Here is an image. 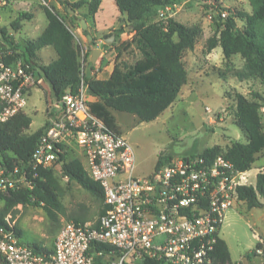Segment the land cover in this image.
<instances>
[{
	"label": "trees",
	"instance_id": "trees-1",
	"mask_svg": "<svg viewBox=\"0 0 264 264\" xmlns=\"http://www.w3.org/2000/svg\"><path fill=\"white\" fill-rule=\"evenodd\" d=\"M251 12L229 11L227 18H222L220 5H210L215 24L220 28L217 34L205 44V51L210 53L218 45L222 46L225 58L239 54L245 60L246 75L257 76L264 83V0H249ZM62 4L67 1L60 0ZM119 13L126 14V26L133 36L125 40L115 58L113 79H100L90 73L95 64L89 59L96 38L90 42V48L84 52L87 62L86 71L82 62L83 48L72 28L65 22V17L53 7L41 5L46 19V26L34 38H23L20 41L15 33L23 30L25 22H32L37 14L34 11H21L9 26L0 28V41L5 50L11 51L6 61L13 63L20 59L24 62L25 72L43 76L51 88L52 100L59 101L62 94L77 93L83 81L87 94L97 99L88 101L92 112L103 119L110 127L118 130L112 110L135 114L140 121L155 120L177 99L180 88L188 82V71L183 62L185 50H192L201 29L186 26L184 23L169 17L157 20L159 10L166 7H178L181 0H115ZM87 5L90 15H95L100 8L101 0H79L71 5L75 10ZM230 10V9H229ZM66 13L73 20L79 17ZM238 20L242 25H238ZM80 26V22H79ZM12 29V30H11ZM125 31V26L114 30ZM88 35L87 29L83 31ZM92 45V46H91ZM45 46H52L57 58L49 64L36 61V53ZM108 51V49H107ZM89 72V73H88ZM115 81L116 84L113 82ZM260 95L250 99L242 93L236 94V124L246 133L247 141L235 140L226 148L210 147L199 152L205 156H222L229 159L240 170L251 169L259 153L264 150V122L260 108L263 104ZM32 123V117L19 112L7 121H0V165L12 168L23 165L35 150L37 143L49 125V121L34 132H25ZM174 157L160 153L155 170ZM26 170V177L33 187H20L6 193H0L4 203L0 206V228L13 231L20 239L22 232L9 219L10 211L27 205L43 206L49 215L61 214L68 220L85 221L87 211L70 212L61 201L62 190L58 175L69 181L77 182L84 190L103 204L101 184L92 179L83 167L79 158L69 160L66 152L60 154L55 168H39L38 176ZM264 171L257 174L256 184L238 188V201L244 202L249 209L263 205ZM104 212L102 209L101 214ZM59 229V228H58ZM21 241L31 245L39 252H50V247L39 242ZM5 257L0 253V261ZM230 261V251L222 238L217 247L214 264H225ZM140 264H165L156 259H144Z\"/></svg>",
	"mask_w": 264,
	"mask_h": 264
},
{
	"label": "built area",
	"instance_id": "built-area-1",
	"mask_svg": "<svg viewBox=\"0 0 264 264\" xmlns=\"http://www.w3.org/2000/svg\"><path fill=\"white\" fill-rule=\"evenodd\" d=\"M178 7L160 9L157 20L171 17ZM220 15L229 13L221 9ZM1 45L0 121H7L25 112L26 94L41 80L35 82L33 72L24 71L22 60L8 63L12 53ZM59 104L60 112L51 116L23 165H0V193L32 188L26 170L37 177L39 168H55L73 135L79 139L84 169L102 186L104 212L95 223L64 221L48 254L0 228L5 257L0 264H140L144 259L214 264L224 216L237 202L238 188L250 184L249 170L222 156L196 154L165 160L151 175L139 176L132 144L92 112L83 81L77 93L63 94Z\"/></svg>",
	"mask_w": 264,
	"mask_h": 264
},
{
	"label": "rangeland",
	"instance_id": "rangeland-1",
	"mask_svg": "<svg viewBox=\"0 0 264 264\" xmlns=\"http://www.w3.org/2000/svg\"><path fill=\"white\" fill-rule=\"evenodd\" d=\"M64 1L67 3L62 4L60 0H0V28L9 26L18 13L25 10L34 11L37 14L36 19L38 18L37 23L40 24V18L45 19L41 7L43 4L60 12L70 28L72 27L69 22L72 23L83 51H86L90 45L84 46L87 42L86 35L83 34L79 21L71 19L66 13V8L79 0ZM58 4L61 6L57 10ZM210 5H220L231 14L240 10L252 11L249 0H181L172 17L186 26L201 29L194 49L185 50L183 53L188 82L181 86L175 102L153 121H140L135 114L115 110V115L123 127L122 133L135 150L136 173L139 176L151 175L155 171L160 153L182 158L196 155L210 147L226 149L235 140L246 142V133L236 124L237 93H242L250 99L256 95L263 97L260 100L263 104L260 112L264 122V83L257 76L246 75L244 58L239 54L225 58L221 45L210 53L205 51V44L220 30L211 17L212 11L208 7ZM85 6L87 7L85 4L77 9L80 11L78 15L74 14L79 18V15L87 16L89 9ZM83 9L86 10L84 13ZM114 10V0H103L102 15L107 22L115 18ZM237 22L239 26L242 25L240 20ZM30 23L31 21L24 23L23 33L15 34L18 40L23 41L22 36L29 39L25 29ZM28 30L33 32V29ZM37 31L39 26L34 30ZM121 37L125 38L124 34ZM44 51L51 54L43 60L45 63H50L57 56L51 46L44 48ZM109 68L107 66L108 70ZM104 75H107L106 71L102 73V76ZM34 76L37 82V76ZM36 85L38 90H29L26 94L25 111L32 117V123L25 132H34L48 121L50 124L51 116H57L54 112L59 108L55 104L57 100L51 98L50 86L44 82H37ZM207 108L210 111H207ZM65 148L69 160H82L79 139L75 136L67 138ZM260 171H264V150L259 153L249 169L250 184H256ZM58 179L62 190L61 201L67 212L87 211V220L97 222L103 204L77 182L69 181L61 174ZM261 201L262 206L252 209L244 202L238 201L226 212L220 232L230 251V261L225 264H264V198H261ZM3 203L0 199V206ZM9 219L22 232L21 239L47 246L52 244L53 237L62 223L68 220L64 215L52 216L43 206L33 205L13 208ZM258 249L263 250L262 254L257 252Z\"/></svg>",
	"mask_w": 264,
	"mask_h": 264
},
{
	"label": "crops",
	"instance_id": "crops-1",
	"mask_svg": "<svg viewBox=\"0 0 264 264\" xmlns=\"http://www.w3.org/2000/svg\"><path fill=\"white\" fill-rule=\"evenodd\" d=\"M60 6L61 5L58 4L56 6V9L57 10L60 9ZM86 8H88V6ZM85 11L86 10L83 9L82 10V13H84ZM117 11H118V9H117V5L115 3L114 16L115 15L116 16H115V18L112 19V21L110 20V22H107L106 19L103 18V15H102L103 14V0H101L100 8H99V10L97 11V13L95 15H90V14H88L87 16H81V15H79L81 18H84L86 20V22H87V29L89 31L88 35H86V41L87 42H86V45H84V46H86V47L89 46V44H90L89 39H90V36H92L93 38H96L97 39L96 40V43H97L98 48H101L102 49L101 54L98 56L96 62L94 63L95 64V70H93L90 73L93 77L100 78V79H109V80L111 79V80H114L113 79V74H114V58H115V56H116V54H117V52H118L121 44L125 40H127V39H129V38H131L133 36V33L132 32H128L129 26H126V14H121L118 11V15H117ZM79 13H80L79 10H75V14L78 15ZM32 21H34V23L31 22L29 25H27V27L25 29V31H27L26 33L29 36V37L27 36L29 39L30 38H34V37H37L42 32L43 28L46 26V19H41L40 18V21H41L40 24L37 23L38 18L37 19L35 18ZM69 24L73 28L72 23L69 22ZM33 26H34V28H33ZM37 26H39V31L34 32V30L36 29ZM122 26L123 27L125 26V31H120V32H115L114 31L116 29L121 28ZM28 28L33 29V32L29 31ZM40 29H42V30L40 31ZM73 29H74L73 32L76 33V29L75 28H73ZM20 32L23 33L24 30L23 31H20ZM10 33L11 34H13V33L16 34L17 32H13V30H12ZM122 34H124L125 38H122L121 37ZM112 36H113V39H112V43L111 44H105V43H102L101 42V40L106 39V38H112ZM22 37L24 38V36H22ZM47 47L48 46L43 47L42 49H40L36 53V56H35L36 58L35 59L40 64H49V63L43 62V60L45 58H49L50 55H51L50 52L44 51V48H47ZM107 49H108V51H107ZM56 55H57V53H56ZM91 56H92V51L90 53L89 59L91 58ZM56 58H57V56H56ZM56 58H54V59H56ZM85 64H87L86 61H84V67H85L84 70L86 71L88 68H86V65ZM107 66L110 67L109 70L107 69ZM104 71H106V74L107 75L102 76V73ZM106 76H108V77H106ZM37 78L40 79L41 82H44V83L48 84L47 82L44 81L43 76H39L38 75ZM113 82L116 84L115 81H113ZM38 89H39V87H37V85H36L31 90H38ZM87 99H88V101H94L97 98L87 94ZM55 104L57 106H59V108L57 109V111L54 112V114H58L60 112V110H61V108H60L61 106L59 104V101H56ZM111 112H112V114L115 117V121H116V125H117L118 130L121 131V132H123V127L121 126L120 122L118 121V118L115 115V110H112ZM25 113H26V111H25Z\"/></svg>",
	"mask_w": 264,
	"mask_h": 264
},
{
	"label": "water",
	"instance_id": "water-1",
	"mask_svg": "<svg viewBox=\"0 0 264 264\" xmlns=\"http://www.w3.org/2000/svg\"><path fill=\"white\" fill-rule=\"evenodd\" d=\"M68 10H69L70 14H74L75 13V9L71 8L70 6H68ZM79 22H80V27H81L82 31L86 30L87 29V22H86V20L84 18H81L80 17L79 18ZM112 39H113V36H112V38L103 39V43H105V44H111L112 43ZM92 40H93V37L90 36L89 42H91ZM101 52H102V49L101 48H98L97 43H95L93 45L92 56L90 58L93 63L96 62V60H97L98 56L101 54ZM62 96H63V94H62Z\"/></svg>",
	"mask_w": 264,
	"mask_h": 264
}]
</instances>
